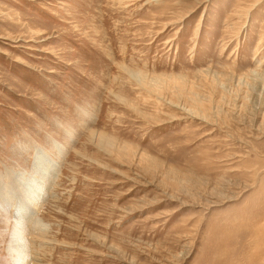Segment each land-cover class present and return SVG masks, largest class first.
<instances>
[{"label":"rangeland","instance_id":"obj_1","mask_svg":"<svg viewBox=\"0 0 264 264\" xmlns=\"http://www.w3.org/2000/svg\"><path fill=\"white\" fill-rule=\"evenodd\" d=\"M21 261L264 264V0H0V264Z\"/></svg>","mask_w":264,"mask_h":264},{"label":"bare ground","instance_id":"obj_2","mask_svg":"<svg viewBox=\"0 0 264 264\" xmlns=\"http://www.w3.org/2000/svg\"><path fill=\"white\" fill-rule=\"evenodd\" d=\"M12 183V182H11ZM14 183V182H13ZM17 184V183H16ZM7 187H9V188H19V189H22L21 187L23 186V188L24 189H22L23 191H22V200H23V206H29V205H31V204H33V205H35V203L36 204H38V202H40L39 201V199H40V195L38 194V193H36L35 192V195H32V193H33V191H32V188H31V186L29 185V186H25L24 184L23 185H21V184H17L16 185V187H13L12 185L11 186H8V185H6ZM37 195V196H36ZM34 196H36V198H34ZM32 198H33V200H32ZM25 199H28L29 200V202L31 203H26V201H25ZM33 201V202H32ZM24 210V208H22V209H20V210H18V211H23ZM32 210V209H31ZM30 209L28 210L27 209V214L26 213H22V215L24 214H26V218L28 219V221L29 220H32V217L34 216V213L31 211ZM21 216V215H20ZM15 244V243H14ZM18 246H16V248H17Z\"/></svg>","mask_w":264,"mask_h":264},{"label":"clouds","instance_id":"obj_3","mask_svg":"<svg viewBox=\"0 0 264 264\" xmlns=\"http://www.w3.org/2000/svg\"><path fill=\"white\" fill-rule=\"evenodd\" d=\"M21 264H24V262H23V261H21Z\"/></svg>","mask_w":264,"mask_h":264}]
</instances>
